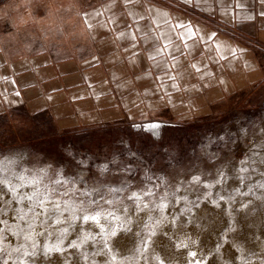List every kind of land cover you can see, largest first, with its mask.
<instances>
[{"label":"snow or ice","instance_id":"6c2138e0","mask_svg":"<svg viewBox=\"0 0 264 264\" xmlns=\"http://www.w3.org/2000/svg\"><path fill=\"white\" fill-rule=\"evenodd\" d=\"M258 3L264 6V0ZM118 5L123 9L119 14L113 11ZM235 6L243 9L244 0H235ZM105 11H112L107 22L96 20L103 15L99 10L86 13L96 20L88 28L115 32L111 42L127 43L124 51L130 53L126 59L131 64L137 65L140 56L150 62L144 74L154 85L150 91L162 95H170L165 91L169 87L181 91L176 81L183 73L172 71L180 63L176 53L185 56L183 48L189 45L177 41L192 39L195 49L202 38L196 39L194 32L177 33L185 26L171 24L168 14L159 13L148 0H110ZM190 67L200 71L196 64ZM160 127L148 125L156 137ZM204 155L215 165L210 171L195 166L199 174L190 166L156 175L129 152L137 160L135 166L117 157L107 163L93 161L90 176L87 159L75 160L77 168L69 174L63 166L33 162L23 153L0 152V264H189L177 250L197 244L200 252L188 251L193 258L200 256L193 264H234L237 259L251 264L246 256L264 264V240L247 235L245 212L257 207L249 198L253 189L264 193V140L249 145L248 155L238 163L222 158L219 151ZM183 171L190 179H178ZM256 200L264 202V194ZM192 233L204 239H193ZM214 236L224 238V243ZM209 240L212 247L207 246Z\"/></svg>","mask_w":264,"mask_h":264},{"label":"crops","instance_id":"0c3cea01","mask_svg":"<svg viewBox=\"0 0 264 264\" xmlns=\"http://www.w3.org/2000/svg\"><path fill=\"white\" fill-rule=\"evenodd\" d=\"M109 2L31 0L30 26L15 30L5 22L0 28L6 36L0 44L1 106L31 113L48 109L57 124L76 126L117 119L141 106L175 107L188 93L195 96L197 108L232 91L239 100L247 93L249 76L253 86L264 85V16L259 15L264 6L258 0H244L243 9L236 8L235 0H148L159 13L168 14L171 24L185 26L177 33L202 38L195 49L192 39L177 41L189 47L183 48L185 56L176 53L180 63L172 74L183 73L176 81L181 91L169 87L165 91L170 95L150 91L154 85L144 78L150 62L140 56L137 65L131 64L126 59L130 53L124 51L127 43L111 42L115 32L88 28L89 22L109 20ZM97 10L103 15L96 20L85 15ZM113 11L123 9L118 5Z\"/></svg>","mask_w":264,"mask_h":264},{"label":"rangeland","instance_id":"374dc122","mask_svg":"<svg viewBox=\"0 0 264 264\" xmlns=\"http://www.w3.org/2000/svg\"><path fill=\"white\" fill-rule=\"evenodd\" d=\"M31 4V0H0V28L5 22L10 23L15 30L20 25L30 26ZM1 33L2 29L0 44L6 37ZM246 79L247 93L239 100L237 93L232 91L224 94L220 100L197 108L195 96L188 93L183 95L184 101L177 103L175 107L147 109L141 106L132 108L129 111L133 113L129 112V115L117 119L76 126L57 124L53 113L48 109L33 113L24 108L6 109L1 106L0 101V152L6 155L23 153L33 162L63 166L69 174L74 173L77 168L75 160L87 159L90 176L93 174V161L107 163L117 157L120 161L126 164L131 162L135 166L137 160L132 159L129 152L136 153L141 167H148L156 175H167L174 169L186 170L190 166L194 174H199L195 172V166L201 171H210L215 162L208 161L205 151H219L222 158H231L238 163L248 155L249 145L264 140V85L253 86L254 79L250 76ZM152 123L161 125L157 130L158 137L153 136L148 128ZM241 129L246 130V135ZM165 134L170 136L162 143ZM219 137L224 140H219ZM232 140L235 142L232 143ZM210 141L215 143L206 148ZM111 167L114 166L110 165ZM185 176L190 179L187 171H183L178 179L183 180ZM212 191L215 192L216 189ZM262 194V190L254 188L249 198L254 205L260 207L264 202L257 201L256 197ZM245 212L248 219V211ZM239 219L238 216V221ZM262 233L264 230L260 234ZM260 237L264 240V235ZM227 239H232L231 233ZM217 240L224 243V238L221 240L218 237ZM236 255L239 256L240 253ZM199 259V255L193 258L187 253L189 264ZM245 259L250 260L251 264H259L256 257L246 256ZM234 264H242V261L237 259Z\"/></svg>","mask_w":264,"mask_h":264},{"label":"bare ground","instance_id":"6f19581e","mask_svg":"<svg viewBox=\"0 0 264 264\" xmlns=\"http://www.w3.org/2000/svg\"><path fill=\"white\" fill-rule=\"evenodd\" d=\"M260 206V205H259ZM248 211V210H245ZM248 224L250 228L247 232L248 236L256 235L262 236L260 233L264 230V203L260 207H255L252 212H248ZM193 239L203 240L204 237L201 235L197 237L195 233H192ZM218 237L214 236L213 240H217ZM213 240H209L207 246H213ZM222 240V237H221ZM224 242V241H223ZM188 251H201L200 245H190L188 250H177V253L183 252V256L181 257L182 261H187V253ZM192 264V263H191Z\"/></svg>","mask_w":264,"mask_h":264},{"label":"trees","instance_id":"16d2710c","mask_svg":"<svg viewBox=\"0 0 264 264\" xmlns=\"http://www.w3.org/2000/svg\"><path fill=\"white\" fill-rule=\"evenodd\" d=\"M167 134H168V133H167ZM167 134L164 135V137H163V139H162V140H163L162 143H164L165 140L168 139V136H170V135H167ZM166 136H167V137H166ZM171 136H172V135H171Z\"/></svg>","mask_w":264,"mask_h":264}]
</instances>
